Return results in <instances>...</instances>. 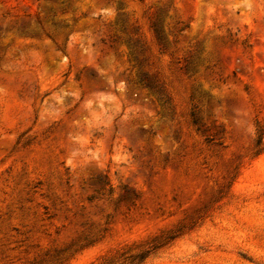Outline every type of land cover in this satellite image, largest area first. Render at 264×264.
I'll use <instances>...</instances> for the list:
<instances>
[{
    "label": "rangeland",
    "instance_id": "1",
    "mask_svg": "<svg viewBox=\"0 0 264 264\" xmlns=\"http://www.w3.org/2000/svg\"><path fill=\"white\" fill-rule=\"evenodd\" d=\"M0 264H264V0H0Z\"/></svg>",
    "mask_w": 264,
    "mask_h": 264
}]
</instances>
